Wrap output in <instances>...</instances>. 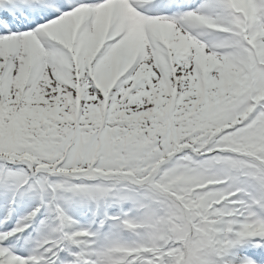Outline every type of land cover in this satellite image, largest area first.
<instances>
[{"label": "snow or ice", "instance_id": "1", "mask_svg": "<svg viewBox=\"0 0 264 264\" xmlns=\"http://www.w3.org/2000/svg\"><path fill=\"white\" fill-rule=\"evenodd\" d=\"M0 264H264V0H0Z\"/></svg>", "mask_w": 264, "mask_h": 264}]
</instances>
